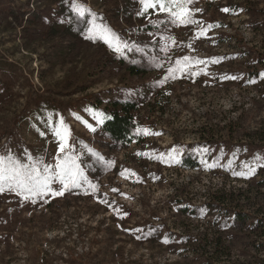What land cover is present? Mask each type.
<instances>
[{
  "label": "rangeland",
  "instance_id": "1",
  "mask_svg": "<svg viewBox=\"0 0 264 264\" xmlns=\"http://www.w3.org/2000/svg\"><path fill=\"white\" fill-rule=\"evenodd\" d=\"M28 1L0 0V145L16 140L20 155L14 161L39 169L52 183L51 191L27 199L7 185L0 192V264H194L190 252L168 240L188 225L174 208L200 203L218 188L246 187L251 176L249 141L264 122V102L257 85L235 71L248 64L246 55H238L242 47L261 46L263 32L250 24L254 10L264 18V0H191L185 8L197 23L190 24L173 23L167 13L150 9L144 23L152 26L146 30L128 22L126 0H75L93 17L91 28L103 25L105 15L108 29L123 40L115 54L106 43L101 68L90 64L99 50L94 46L82 44L79 53L69 52L63 51L60 36H24L26 16L38 8L30 0L32 11L23 14ZM58 1L38 5L54 9ZM9 12L13 19L6 20ZM144 43L149 48L142 49ZM113 55L126 64L137 59L144 74H124V64L119 69L118 62L112 64ZM6 60L12 66L3 67ZM97 93L104 98L132 93L142 101L137 114L142 144L117 146L86 126L84 119L95 113L91 108L82 111V119L70 111L73 103L87 106L86 97ZM44 99L58 110L35 113ZM61 121L70 131L64 153L56 135ZM202 126L222 145H204L202 139L210 135ZM80 134L86 140L71 150L74 135ZM30 144L38 160L26 149ZM65 155L76 160L82 178L79 186L52 195L63 187L55 172ZM183 157H196L201 164L181 167ZM177 188L186 190L181 201ZM199 223L190 220L189 226L196 229ZM148 230L158 232L154 240L138 237Z\"/></svg>",
  "mask_w": 264,
  "mask_h": 264
},
{
  "label": "trees",
  "instance_id": "2",
  "mask_svg": "<svg viewBox=\"0 0 264 264\" xmlns=\"http://www.w3.org/2000/svg\"><path fill=\"white\" fill-rule=\"evenodd\" d=\"M29 1L23 14L32 11V9H29ZM42 1L36 0L38 8L37 11H33L35 12L33 16L25 15L24 23L26 25L22 27L24 36H35L43 40L60 36L64 38V43L61 45L63 51L68 50L69 52L76 51L79 53L82 44L94 46L100 51H93L90 64L94 68L103 67L101 54H107V46L100 35L89 31L93 17L86 13V7L75 0H60L54 9H46L38 5ZM132 2L133 5L130 7ZM125 3L130 14L128 19L130 24L135 25L137 23L138 29L144 30L152 26V23H144L146 16H149L151 12L150 10H143L140 0H126ZM137 3L139 5L136 8ZM74 5L81 8L83 14H80ZM19 12H22L21 8ZM253 13H251V16L254 17V22H251L250 27L258 34L260 29L262 30L261 46L242 47L245 51H241L238 55H246L248 64L245 70L235 72L245 76L248 81L257 85L258 89H256L264 102V18L261 20L257 18L259 11L254 10ZM11 14L14 15V12L5 15L6 20L13 19ZM118 14L115 16L119 17ZM109 22L110 19L105 18V15H103L102 26L110 28L108 27ZM240 40L242 41V38ZM119 41L123 43V40L119 39ZM148 46V43H144L142 49L149 48ZM111 49L113 53L117 52L112 47ZM129 52L127 51V53ZM113 56L114 62L112 64L118 62V69L123 64L125 65L124 74L133 76L144 74L145 69L139 67L140 62L137 59L132 58L126 64L123 63L121 57L116 58L117 55ZM5 62L3 67L12 66L11 62L7 60ZM84 71H88V68L86 67ZM125 78L126 75H122L120 82L125 83ZM132 88L130 85L124 84V89L131 90ZM102 94L88 95L86 97L87 106L73 103L70 111L76 114L77 118L82 119V111L85 108H91L95 113L89 115L88 119H84L86 126L92 128L91 131L97 135L110 139L117 146L128 147L133 143L142 144L145 137H142L141 131H138L137 128V114L140 111L142 101H139L132 93L125 97L112 96L107 98L102 97ZM58 106L50 100L44 99L35 113L40 116L46 111L54 112L58 110ZM202 128L206 134L210 135V137L202 139L205 141L204 145H222V141L213 139L215 136L210 133L207 126H202ZM84 140H86L84 134L74 135L71 150H76L79 142ZM8 142L9 140L0 145V157H4L5 160L8 157L16 160L17 156L20 155L18 143L14 140L6 147ZM227 142L232 143L233 139L229 138ZM249 143L253 145V148L250 153L248 169L254 168L255 173L247 177L246 187L218 188L209 193V196L200 203L190 201L174 208L177 215L183 218V222H188L187 231L184 228V232L180 235L170 236L168 240L171 246L177 243L183 246L186 252H190L192 257L185 255L184 258H190V261L194 264H264V163L260 162V158L263 156L260 151H264V122L255 129L253 140H250ZM26 149L33 154L35 145H26ZM33 157L36 160L39 158L34 154ZM179 164L184 168H195L201 162L196 157L193 160L183 157L179 160ZM185 192L186 190L177 188L175 193L177 200L181 201L187 197ZM169 211H171L170 208ZM190 220L200 222L196 229L189 226ZM157 235L156 230L138 233L139 238L145 236L149 241L154 240V236Z\"/></svg>",
  "mask_w": 264,
  "mask_h": 264
},
{
  "label": "snow or ice",
  "instance_id": "3",
  "mask_svg": "<svg viewBox=\"0 0 264 264\" xmlns=\"http://www.w3.org/2000/svg\"><path fill=\"white\" fill-rule=\"evenodd\" d=\"M190 2L191 0H140L144 11L156 9L158 12L167 13L172 17L173 23L180 21L185 24L197 23V21L191 19V12L185 8V4ZM75 7H77V11L80 14H83L81 8L78 6ZM222 10L225 12L230 11L228 8ZM208 27L211 28L212 26L209 25ZM89 31L100 35L105 43L115 51H122L121 42L107 27L93 24V27L89 29ZM124 47H126V45ZM187 59L188 58L185 57V60ZM177 63L179 64L180 61H177ZM231 79H236V77H231ZM56 135L60 139L59 150L61 153H64L65 149L69 146L70 131L63 125V121H61V127L56 130ZM211 166L214 165H209V167ZM56 169H58V171L55 172V176L63 187L58 191L52 192V195H63V192L69 190L71 187L79 186L82 172L72 156L65 155L64 158L59 160L56 164ZM44 171L47 172L48 169L45 168ZM254 173L255 169L249 168L247 175H252ZM235 174L245 175V173ZM51 183L52 177L42 175L39 169L22 165L14 161L11 157H8L7 160H5L4 157H0V192H4L5 185H7L8 190L15 191L17 195H24L27 199L30 195H38L45 191H51ZM92 187L95 191V186ZM165 243H167V240H165Z\"/></svg>",
  "mask_w": 264,
  "mask_h": 264
}]
</instances>
